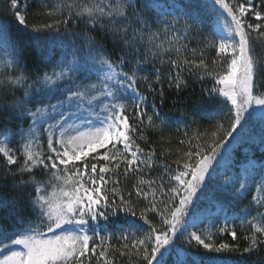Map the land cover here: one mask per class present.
Masks as SVG:
<instances>
[{
	"label": "snow or ice",
	"instance_id": "6c2138e0",
	"mask_svg": "<svg viewBox=\"0 0 264 264\" xmlns=\"http://www.w3.org/2000/svg\"><path fill=\"white\" fill-rule=\"evenodd\" d=\"M29 7L8 3L15 38L0 22V190L23 194L0 191V264H116L117 252L129 264H228L219 254L264 249V0H55L41 4L52 22L37 24L28 23ZM207 49L216 53L211 66ZM185 72L214 81L204 92L226 110L229 127L218 123L210 143L189 139L173 168L146 132L167 126L165 83L181 92ZM244 134L261 156L249 155L207 199L224 221L212 227L235 241L239 220L245 246L217 245L199 228V205ZM110 216L122 220L116 231ZM177 236L207 254L174 248Z\"/></svg>",
	"mask_w": 264,
	"mask_h": 264
},
{
	"label": "trees",
	"instance_id": "16d2710c",
	"mask_svg": "<svg viewBox=\"0 0 264 264\" xmlns=\"http://www.w3.org/2000/svg\"><path fill=\"white\" fill-rule=\"evenodd\" d=\"M47 2L49 4L54 3L55 0H28L30 7L28 8V23L29 24H37L42 22L51 23L52 20L47 19L43 16L42 12L43 9L41 8V4ZM8 3L10 0H0V22L7 23L10 27V32L13 38L17 35V25L14 20V17L11 15L10 12L7 11ZM75 26L73 24L68 25V29L72 30ZM62 31L64 28L62 26ZM79 31L80 29H76ZM192 47L196 46V41L193 40ZM111 48V45H109ZM259 51V49H258ZM216 53L214 49H207L205 52V59L211 66V61L215 57ZM167 71V69H165ZM184 79L186 81L187 86L181 90V92L177 93L175 88L168 89L167 84L165 83V103L163 105L161 114H167L168 117V124L164 127L163 131L159 130H151L149 129L146 132V136L148 142L155 148L157 153V159H162L166 164H172V167L175 168V164L173 161L180 158L183 152L188 150V141L191 139V143L195 146L197 143H204L206 140L210 143V135L212 131L216 130V126L218 123H223L225 128L229 127L228 120L225 118V109L222 105H210L208 103V98L204 92L205 89H210L214 85V81L210 77H205L203 81L197 79L196 76L189 77L188 74L185 72L183 74ZM17 96H22V90H18L16 93ZM222 99V98H221ZM153 97L149 96L148 102L149 104L152 103ZM158 105L160 103L159 98L155 101ZM192 109L195 110L197 115L192 116L191 111L185 113V109ZM149 111H151L149 109ZM8 127H13V125H7ZM222 135V133H221ZM199 137V139H197ZM185 141L184 144H181L180 141ZM233 141V145H234ZM142 147L147 149L148 144H145L143 141H138ZM249 153L251 155L258 158L261 156L260 149L253 143L250 144L248 147ZM194 150V147H193ZM163 152V157L160 156V153ZM230 161L235 163L239 166L241 161L237 162L239 159L238 150L235 149L233 146L230 152ZM3 161L0 159V166H2ZM15 171V168L13 169ZM163 171V168L160 171H154L152 173L153 176H159L160 173ZM28 177L25 176L24 179ZM36 178L41 179V174L39 172L36 173ZM7 183L11 185L12 181L8 180ZM131 181H127L122 185L127 190L130 187ZM0 191H5L9 195H20L23 196L21 193H13L9 189H2ZM135 200V197H133ZM250 199V197H249ZM247 203V201H244ZM144 204H140L139 208L144 207ZM243 207V204L241 205ZM231 215L232 213H227ZM120 217H124L123 213L119 214ZM154 214L149 213V219H152ZM128 220H132V217H127ZM217 226H223L219 219L214 220ZM153 224L160 226L159 217L152 220ZM104 222L102 221L101 224ZM122 220L118 219L117 217H109L108 228L111 231L117 230V225L121 224ZM136 223L142 224V221L136 220ZM229 226L231 227V222H229ZM200 230L205 229L203 226H199ZM144 229L147 230V225H144ZM209 231L211 232L212 239L210 242L214 244H239L241 248L245 246V242L243 240V236L246 234V226L242 225L239 220L236 221L235 231L237 232V240H233L231 235L227 233H219L216 231L215 227H208ZM101 235H107L105 232H101ZM137 235H141V233H137ZM99 243V241H96ZM209 242V241H206ZM122 242L118 239L117 236H112L111 244L117 248H119ZM174 248L177 247H186L187 250L191 253H196L198 255H206L207 253L202 248V246H196L195 242H192L191 246L187 245V241L183 236H177L175 238V242L173 245ZM116 264H129L128 257H120L118 252L114 254ZM211 255H216L212 253ZM222 257L228 258V264H251L252 261L257 260L258 256L264 258V249H261L258 254H254L252 256H240L239 253H221L219 254ZM134 260V258H133ZM93 264H96V261L93 260ZM171 264V260L169 262Z\"/></svg>",
	"mask_w": 264,
	"mask_h": 264
},
{
	"label": "rangeland",
	"instance_id": "374dc122",
	"mask_svg": "<svg viewBox=\"0 0 264 264\" xmlns=\"http://www.w3.org/2000/svg\"><path fill=\"white\" fill-rule=\"evenodd\" d=\"M27 126V124H25V127ZM249 128L252 129L253 131L258 132L259 127L258 125H253L251 122L249 124ZM17 138H14V140ZM252 143V141L248 138V134H244L240 139L236 140L234 142V147L235 149L238 150L239 153V159L237 160V162L241 161V163L239 164V166L235 163V165H233V162L230 161V155L228 157H226L224 160H221L218 167H217V175L215 177L214 180H210L208 182L209 184V191L205 192V199L202 200L200 202L199 208L203 209V217H205L204 222L201 223L200 225L203 227H210L211 223L210 221L215 220V219H219L221 221V224L224 223L223 218H217L215 215H212L213 213L216 212V207L214 204H210L207 197L209 196V193L211 191V186L217 182L223 181L225 175H232L234 173H238L242 164L246 162L247 157L249 155H251V152L249 153L248 147L250 146V144ZM17 145L15 143H13V147H16ZM261 151V150H260ZM220 173H223V175H221ZM220 196L219 194H217V199H219ZM199 225V226H200ZM195 229H189V231H192Z\"/></svg>",
	"mask_w": 264,
	"mask_h": 264
}]
</instances>
